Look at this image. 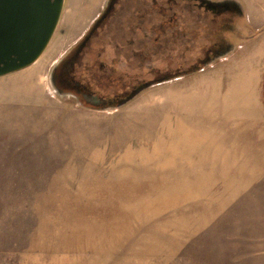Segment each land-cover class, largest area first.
Listing matches in <instances>:
<instances>
[{"label": "rangeland", "instance_id": "374dc122", "mask_svg": "<svg viewBox=\"0 0 264 264\" xmlns=\"http://www.w3.org/2000/svg\"><path fill=\"white\" fill-rule=\"evenodd\" d=\"M238 1L226 57L97 110L50 82L103 2L65 0L39 59L0 77V264H264V181L236 201L220 175L181 185L194 135L264 141V0Z\"/></svg>", "mask_w": 264, "mask_h": 264}, {"label": "flooded vegetation", "instance_id": "af4514ba", "mask_svg": "<svg viewBox=\"0 0 264 264\" xmlns=\"http://www.w3.org/2000/svg\"><path fill=\"white\" fill-rule=\"evenodd\" d=\"M241 15L238 0H103L53 65L50 82L86 108L124 106L158 83L226 57Z\"/></svg>", "mask_w": 264, "mask_h": 264}, {"label": "crops", "instance_id": "0c3cea01", "mask_svg": "<svg viewBox=\"0 0 264 264\" xmlns=\"http://www.w3.org/2000/svg\"><path fill=\"white\" fill-rule=\"evenodd\" d=\"M213 77L218 78L215 74ZM247 140L248 136L244 135V132L237 133L233 137L230 135L228 145L224 140H219L215 134L191 137L188 140V147L191 146V150L185 152L186 160L182 162V165L186 164L184 173L186 172L190 176L187 179L182 177L181 185L184 184L189 188L208 182L207 186L209 187L210 183L217 181L216 177L211 175H220L223 178L221 182L234 185L233 194L236 201L248 189L264 181V141L260 142L259 139L258 143L247 145ZM220 141H223V144ZM209 173L211 175L207 176L206 174ZM232 202H226L225 206ZM223 210H226V207H223ZM254 220L253 224L256 229L251 230L249 238L255 239L256 247L259 248L261 243H264V229L262 228L264 221H260L262 219ZM258 225L259 228H257ZM253 253H264V248L261 247Z\"/></svg>", "mask_w": 264, "mask_h": 264}, {"label": "water", "instance_id": "95a60500", "mask_svg": "<svg viewBox=\"0 0 264 264\" xmlns=\"http://www.w3.org/2000/svg\"><path fill=\"white\" fill-rule=\"evenodd\" d=\"M64 4L65 0H0V77L39 59L57 29Z\"/></svg>", "mask_w": 264, "mask_h": 264}, {"label": "trees", "instance_id": "16d2710c", "mask_svg": "<svg viewBox=\"0 0 264 264\" xmlns=\"http://www.w3.org/2000/svg\"><path fill=\"white\" fill-rule=\"evenodd\" d=\"M262 30H264V28L263 29H261L258 33H260Z\"/></svg>", "mask_w": 264, "mask_h": 264}]
</instances>
